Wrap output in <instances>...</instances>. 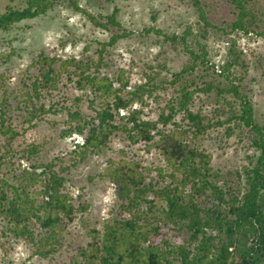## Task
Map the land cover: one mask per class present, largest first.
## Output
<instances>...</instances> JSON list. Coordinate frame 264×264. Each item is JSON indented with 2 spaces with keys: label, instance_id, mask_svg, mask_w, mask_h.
I'll list each match as a JSON object with an SVG mask.
<instances>
[{
  "label": "trees",
  "instance_id": "16d2710c",
  "mask_svg": "<svg viewBox=\"0 0 264 264\" xmlns=\"http://www.w3.org/2000/svg\"><path fill=\"white\" fill-rule=\"evenodd\" d=\"M55 1L24 0L21 7H6L0 11V31L9 30L23 19L44 14ZM69 1L75 10L84 12L76 0ZM193 1L204 24L216 27L207 20L199 0ZM229 2L236 10L231 32L263 35L256 30L257 16L248 5L249 0ZM88 15L96 25L106 29L110 28L109 24H118L114 12L106 15L104 21L99 20L100 14ZM188 32L185 30L179 38L184 41ZM119 35L112 33L107 43L112 44ZM235 43L234 38L230 39L227 59L218 72L228 83L221 87L214 86L212 81L201 87L195 79H186L184 74L194 71L197 58L202 62L208 59L204 50L197 54L185 44L192 61L168 80L172 84H183L160 108L156 119L141 117L148 99H158L155 90L161 82L155 81V75L127 89L128 80L121 75L110 78L97 72L101 57L89 63L74 56L61 59L55 55H39L34 62L37 75L24 92L20 91L25 122L31 124L34 118H40L39 114L52 107L51 104L46 107L37 99L42 88L56 87V80L63 71L78 75L77 87L90 91L89 106L98 99L100 102L98 107H92V115L68 109L66 119L61 121L60 136L75 132L83 141L76 142L69 151V162L56 169V158L45 162L34 160L40 150L36 144H28L20 150L12 148L11 140L18 134L5 123L8 95L4 92L0 100V133L5 136L8 148L0 155V168L8 154L17 152L32 162L22 168L7 166V172L0 175L2 247L5 248V242L23 241L29 244L32 254L42 259L51 258L59 250L66 226L74 220L75 212L86 207L82 201L77 206L74 204L61 171L78 164L90 153L102 151L110 136L119 131L132 144L143 142L146 148H154L165 165L157 168L159 178L146 180V168L138 159L125 158L123 149L119 158L108 160L101 176L115 185L117 200L126 215L104 222L101 229H89V239L76 247L69 258L70 264H264V122L257 121L251 100L233 80L237 76L232 68L243 61ZM57 60H60L58 67L54 66ZM92 65L94 70L90 71ZM187 83L194 88L189 89ZM212 88H216L217 98L222 93L233 95L230 99L223 97L229 108L220 114L224 117L216 121L190 108L196 91ZM136 101L140 102L138 109L132 108ZM177 113H182L181 121L174 120ZM226 123H233L228 131L247 130L245 134L251 149L246 154L248 162L234 171L232 181L228 174L213 169L210 153L194 143L208 128ZM160 178L163 179L161 184ZM163 227L167 231H163Z\"/></svg>",
  "mask_w": 264,
  "mask_h": 264
},
{
  "label": "rangeland",
  "instance_id": "374dc122",
  "mask_svg": "<svg viewBox=\"0 0 264 264\" xmlns=\"http://www.w3.org/2000/svg\"><path fill=\"white\" fill-rule=\"evenodd\" d=\"M199 2L207 20L220 29L204 24L193 0H76L84 12L75 10L69 0H56L44 14L23 19L9 30L0 31V100L6 91L8 99L4 107L5 123L18 134L11 140L12 148L20 150L33 143L40 149L34 160L45 162L56 158V169L58 165H66L69 162V151L76 142L81 143L83 137L75 132L61 137V121L66 119L68 109H78L84 114L92 115V107H98L97 103L100 102L98 99L96 104L89 106L92 97L90 91L77 87L78 75L63 71L56 80V87L42 88L41 96L37 99L45 103L46 107L49 104L52 107L39 114L40 118H34L31 124L25 122L21 92L25 91L26 86L37 75L34 62L39 55H55L61 59L74 56L89 63L96 62L101 57L102 62L97 72L110 78L121 75L128 80L127 89H132L135 84L143 83L147 77L155 75V81L161 82L155 90L158 99H148V104L142 107L141 117L156 119L160 108L175 89L183 84H172L168 80L192 61L185 44L197 54L204 50L208 59V62H202L200 57L197 58L194 71L184 74L186 79H195L201 87L207 81L221 87L228 83L218 72L227 59L230 39L234 38L243 61L232 68L237 76L233 80L239 90L251 100L257 121L263 123L264 0L248 2L257 16L256 30L263 35L255 32L243 35L230 31L236 10L229 0ZM23 4L24 0H0V11L8 6L21 7ZM112 12L118 24H109L108 29L96 25L88 15L100 14L102 17L99 20L104 21V17ZM185 30L189 32L182 41L179 37L183 36ZM114 32L120 35L112 44L107 43ZM172 35L177 37L171 38ZM59 63L60 60H57L54 66L58 67ZM93 70L92 65L90 71ZM187 84L189 89L194 88V85ZM114 85L118 86V82ZM216 92V88L196 91L190 108L199 110L211 121L223 118L220 114L229 108L223 97L230 99L233 95L222 93L217 98ZM139 107L140 102L132 103V108ZM181 116L182 113H177L174 120L181 121ZM229 125L232 127L233 123L208 128L196 137L194 143L210 153L211 167L228 174V179L232 181L234 171L248 162L246 154L251 149L245 134L247 130L234 128L228 131ZM5 140V136L0 133V155L8 148ZM122 149L125 158L138 159L141 166L146 168V180L151 177L159 178L157 168L165 164L154 148H146L143 142L132 144L119 131L113 133L102 151L90 153L78 164L61 171L66 177L65 185L74 204L77 206L82 201L86 207L76 211L74 220L66 226L59 250L51 258L42 259L32 254L29 244L23 241L5 242V248L0 244V264H70L69 258L76 247L89 239V229H101L104 222L126 215L117 200L115 185L101 176L108 160L119 158ZM30 162L32 160L21 157L19 152L8 154L0 168V175L7 172V166L14 168L20 165L22 168ZM167 180L165 177L164 181ZM158 181L161 184L163 179ZM162 229L167 231L166 227Z\"/></svg>",
  "mask_w": 264,
  "mask_h": 264
}]
</instances>
